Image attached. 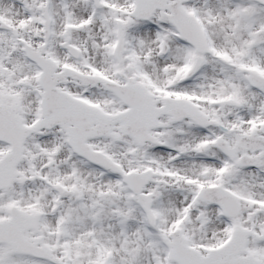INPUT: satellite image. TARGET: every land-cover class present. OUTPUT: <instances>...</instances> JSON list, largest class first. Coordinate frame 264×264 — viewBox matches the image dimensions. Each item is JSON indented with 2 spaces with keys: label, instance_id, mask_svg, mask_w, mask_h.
<instances>
[{
  "label": "snow or ice",
  "instance_id": "snow-or-ice-1",
  "mask_svg": "<svg viewBox=\"0 0 264 264\" xmlns=\"http://www.w3.org/2000/svg\"><path fill=\"white\" fill-rule=\"evenodd\" d=\"M0 264H264V0H0Z\"/></svg>",
  "mask_w": 264,
  "mask_h": 264
}]
</instances>
